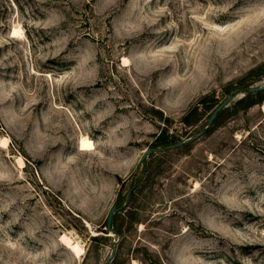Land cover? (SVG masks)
I'll list each match as a JSON object with an SVG mask.
<instances>
[{"label": "rangeland", "instance_id": "obj_1", "mask_svg": "<svg viewBox=\"0 0 264 264\" xmlns=\"http://www.w3.org/2000/svg\"><path fill=\"white\" fill-rule=\"evenodd\" d=\"M262 84L264 0H0V264H264Z\"/></svg>", "mask_w": 264, "mask_h": 264}, {"label": "water", "instance_id": "obj_2", "mask_svg": "<svg viewBox=\"0 0 264 264\" xmlns=\"http://www.w3.org/2000/svg\"><path fill=\"white\" fill-rule=\"evenodd\" d=\"M264 91V84L260 85V86H252L248 89H246V92L247 93H251V94H254V93H258V92H262ZM236 94V91L232 92L227 99H225L222 103H220L216 109L213 111V113L211 114L210 116V119H209V122H208V125L198 134H196L194 137L192 138H188L186 140H182V141H179L177 142L176 144H173V145H169V146H166L165 148L163 149H160V148H147L144 152H143V155L141 157V161L143 162L146 157H148L152 152H157V151H164V150H167V149H170L172 147H180V146H183L184 144H187L189 142H192L194 140H197L199 139L205 132V129H207L213 122V120L216 118L217 114L224 108H226L230 102L234 99V96ZM135 187V186H134ZM133 187V188H134ZM132 188V189H133ZM132 189L130 190V192L132 191ZM129 192V193H130ZM129 195V194H128ZM128 197V196H127ZM123 208V206H118V201H116L112 207L110 208L109 212H108V215H107V218H106V224H105V229L108 230V231H112L113 233H115V230L112 228V221H113V216L116 212H118L119 210H121ZM119 242V239L117 241L114 242L113 244V247L111 249V253L110 255L108 256V258L106 259L105 263L104 264H110V262L113 260L115 254H116V245L118 244Z\"/></svg>", "mask_w": 264, "mask_h": 264}, {"label": "bare ground", "instance_id": "obj_3", "mask_svg": "<svg viewBox=\"0 0 264 264\" xmlns=\"http://www.w3.org/2000/svg\"><path fill=\"white\" fill-rule=\"evenodd\" d=\"M23 30L21 28H14L12 31V37L13 38H22L23 37ZM8 143V138L4 137L2 138V145H6ZM80 150H90L93 148V142L86 136H82L80 141ZM19 163L20 165L24 166V161L20 157ZM59 241L75 256H80L83 253V246L73 239L70 235L64 233L60 235Z\"/></svg>", "mask_w": 264, "mask_h": 264}, {"label": "trees", "instance_id": "obj_4", "mask_svg": "<svg viewBox=\"0 0 264 264\" xmlns=\"http://www.w3.org/2000/svg\"><path fill=\"white\" fill-rule=\"evenodd\" d=\"M253 97H254V94L247 93V95L244 98H241L238 103L244 102L246 100V98H248L250 100L249 101V105H254V104L258 103V101H260V100H258V101L252 100ZM161 134L162 135H160V137H159V143L160 144H165V145L168 144L169 143L168 141H161L162 140V137H163V132Z\"/></svg>", "mask_w": 264, "mask_h": 264}]
</instances>
